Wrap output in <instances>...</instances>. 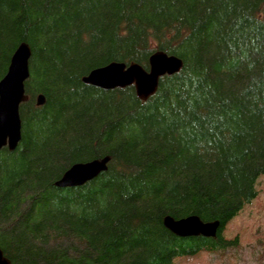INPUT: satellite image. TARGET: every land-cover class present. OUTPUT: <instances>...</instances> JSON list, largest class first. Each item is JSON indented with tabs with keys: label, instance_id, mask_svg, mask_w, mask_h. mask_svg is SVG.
<instances>
[{
	"label": "trees",
	"instance_id": "1",
	"mask_svg": "<svg viewBox=\"0 0 264 264\" xmlns=\"http://www.w3.org/2000/svg\"><path fill=\"white\" fill-rule=\"evenodd\" d=\"M20 43V139L0 149L10 264H174L236 246L223 232L264 176V0H0V79ZM157 51L182 68L145 102L83 82L112 62L148 70ZM105 157L92 181L54 185ZM189 216L218 221L216 236L164 226Z\"/></svg>",
	"mask_w": 264,
	"mask_h": 264
},
{
	"label": "water",
	"instance_id": "2",
	"mask_svg": "<svg viewBox=\"0 0 264 264\" xmlns=\"http://www.w3.org/2000/svg\"><path fill=\"white\" fill-rule=\"evenodd\" d=\"M30 51L25 43H20L12 53L5 74L0 79V149H15L20 139V120L18 107L27 100L24 93V81L28 77V58ZM182 61L175 56H168L162 51L154 52L149 58V68L132 63L112 62L104 67L92 70L83 78L85 84L103 89H124L133 85L138 99L147 101L157 90L160 78L178 73ZM44 100L41 95L35 98L37 106ZM109 157L86 163L71 165L61 177L54 182L58 188L77 187L95 179L107 169ZM164 226L180 238L209 237L214 238L219 222H202L196 216L175 220L164 218ZM0 264H10L0 250Z\"/></svg>",
	"mask_w": 264,
	"mask_h": 264
},
{
	"label": "rangeland",
	"instance_id": "3",
	"mask_svg": "<svg viewBox=\"0 0 264 264\" xmlns=\"http://www.w3.org/2000/svg\"><path fill=\"white\" fill-rule=\"evenodd\" d=\"M257 193L223 232L225 239L237 240L236 246L177 259L174 264H264V176L257 182Z\"/></svg>",
	"mask_w": 264,
	"mask_h": 264
}]
</instances>
